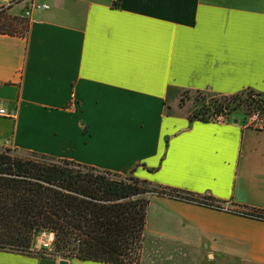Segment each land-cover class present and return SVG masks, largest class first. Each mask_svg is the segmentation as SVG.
I'll use <instances>...</instances> for the list:
<instances>
[{"label":"crops","instance_id":"0c3cea01","mask_svg":"<svg viewBox=\"0 0 264 264\" xmlns=\"http://www.w3.org/2000/svg\"><path fill=\"white\" fill-rule=\"evenodd\" d=\"M36 1L49 8L24 34L0 32V106L17 108L0 147L223 202L153 194L140 264H264V221L232 211L264 209V129L173 105L188 90L264 95V0ZM61 260L114 264L0 250V264Z\"/></svg>","mask_w":264,"mask_h":264},{"label":"trees","instance_id":"16d2710c","mask_svg":"<svg viewBox=\"0 0 264 264\" xmlns=\"http://www.w3.org/2000/svg\"><path fill=\"white\" fill-rule=\"evenodd\" d=\"M28 26L26 18L0 15L2 33L24 34ZM247 91L243 100V92L218 95L197 91L203 94L204 102L190 119L217 120L218 116L228 115L236 102L263 111L264 95ZM205 96L211 98L208 103ZM11 151L0 150L1 250L32 254L37 235L47 231L55 238L49 254L39 253L43 257L139 264L153 194L225 208L223 202L211 196L156 186L133 174L123 176L30 151L15 156ZM195 197L210 202L196 201ZM232 211L264 221V209L239 206Z\"/></svg>","mask_w":264,"mask_h":264},{"label":"rangeland","instance_id":"374dc122","mask_svg":"<svg viewBox=\"0 0 264 264\" xmlns=\"http://www.w3.org/2000/svg\"><path fill=\"white\" fill-rule=\"evenodd\" d=\"M21 7L22 5L18 6L17 9ZM247 92L248 91L243 92V95L241 97L242 100L247 97ZM202 95L203 94H199L197 91H189V90L180 91L178 95H176V99L173 102V105L179 106L178 108H180V110L185 113L188 112L190 114H193V112L198 110L201 107V104H203L204 102V99H203L204 97H202ZM210 99H211L210 97L205 96V103L206 102L208 103ZM254 110H256V108H254V106L249 105L248 103L245 104L242 102L241 104H237L236 102V103H233L232 109L230 110V113L226 115V118L228 120H232L233 118H239L240 120H243L245 117H247V115H249ZM262 112L264 113V107H263ZM0 146H3V143H0ZM11 154L15 156H25L26 152L12 149ZM52 248H53V245L52 246L50 245L49 237L39 233L36 237L34 246L30 250L36 254H39V253L49 254ZM141 258H142V255H141ZM141 258H140V262H141Z\"/></svg>","mask_w":264,"mask_h":264},{"label":"built area","instance_id":"2783aa9c","mask_svg":"<svg viewBox=\"0 0 264 264\" xmlns=\"http://www.w3.org/2000/svg\"><path fill=\"white\" fill-rule=\"evenodd\" d=\"M18 5H23V13L19 15L20 17L29 19L33 13V11L38 10V9H48L49 5L46 3H40L36 0H0V15L2 14H8L10 13L11 9L15 6ZM17 114V108L12 107V108H7L0 106V117H6V118H14ZM218 121H228L226 116H218L217 118ZM246 125L255 127L257 129H264V113L256 109L253 112H251L249 115H247L246 118ZM7 147H0V150H5ZM167 195V194H165ZM197 198V197H195ZM196 201H207L201 198L195 199ZM196 203V202H195ZM198 203V202H197ZM200 204V203H198ZM204 205V204H202ZM226 208V207H225ZM42 235H46L49 237L50 240V245H53L54 242V233L53 232H41ZM48 245V244H47Z\"/></svg>","mask_w":264,"mask_h":264},{"label":"water","instance_id":"95a60500","mask_svg":"<svg viewBox=\"0 0 264 264\" xmlns=\"http://www.w3.org/2000/svg\"><path fill=\"white\" fill-rule=\"evenodd\" d=\"M235 121L237 122L238 119H235ZM60 264H67V260H61V261H60Z\"/></svg>","mask_w":264,"mask_h":264}]
</instances>
